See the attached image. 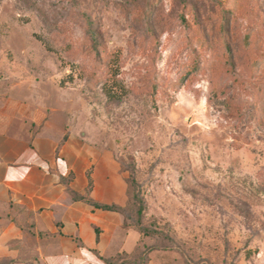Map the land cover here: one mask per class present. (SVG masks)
<instances>
[{
  "label": "rangeland",
  "instance_id": "374dc122",
  "mask_svg": "<svg viewBox=\"0 0 264 264\" xmlns=\"http://www.w3.org/2000/svg\"><path fill=\"white\" fill-rule=\"evenodd\" d=\"M15 84L112 151L162 264H264V0H0Z\"/></svg>",
  "mask_w": 264,
  "mask_h": 264
},
{
  "label": "crops",
  "instance_id": "0c3cea01",
  "mask_svg": "<svg viewBox=\"0 0 264 264\" xmlns=\"http://www.w3.org/2000/svg\"><path fill=\"white\" fill-rule=\"evenodd\" d=\"M67 118L19 84L0 90L1 264H111L141 243L121 212L93 204L127 202L112 151ZM159 252L150 251L146 264H162Z\"/></svg>",
  "mask_w": 264,
  "mask_h": 264
},
{
  "label": "trees",
  "instance_id": "16d2710c",
  "mask_svg": "<svg viewBox=\"0 0 264 264\" xmlns=\"http://www.w3.org/2000/svg\"><path fill=\"white\" fill-rule=\"evenodd\" d=\"M223 34L225 35V40H223V46L222 48H224V53L226 56L225 59V63L228 65L227 69L226 68H220L222 69L224 72L229 73L230 75H232L235 72V66H234V60L232 59V53L230 50V47L228 45V36L227 34H225V28H223ZM89 35L91 36V39L93 42H96V33L93 30H89ZM202 45H209V42L207 41L206 38H203V42H201ZM207 46V47H209ZM47 49H51L49 46H46ZM194 60V58H193ZM195 61V60H194ZM198 64V63H197ZM196 64V65H197ZM190 73V70L185 71L184 75H188ZM220 75H222L221 70L219 72L218 75L213 74V78H214V83L212 89L216 88L218 86V82H219V77ZM91 181L89 180V184H88V190L91 188ZM94 205L103 208V209H111V210H117L119 212H121L125 218L124 212L122 211L121 208L115 206V205H102V204H97V203H93ZM125 225H127L126 221H125ZM141 234V243L137 246L136 250L131 253V254H126V253H121L118 254L114 261H111V264H146L147 260H148V253L154 249H162V247H149L148 246V242L145 239V232L143 230H141L140 228L136 227L135 225H133ZM158 249V250H159ZM1 264V263H0Z\"/></svg>",
  "mask_w": 264,
  "mask_h": 264
}]
</instances>
